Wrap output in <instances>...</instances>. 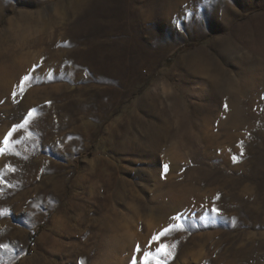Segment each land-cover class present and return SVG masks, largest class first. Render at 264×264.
<instances>
[{
    "label": "rangeland",
    "instance_id": "374dc122",
    "mask_svg": "<svg viewBox=\"0 0 264 264\" xmlns=\"http://www.w3.org/2000/svg\"><path fill=\"white\" fill-rule=\"evenodd\" d=\"M145 252L264 264V0H0V264Z\"/></svg>",
    "mask_w": 264,
    "mask_h": 264
},
{
    "label": "snow or ice",
    "instance_id": "6c2138e0",
    "mask_svg": "<svg viewBox=\"0 0 264 264\" xmlns=\"http://www.w3.org/2000/svg\"><path fill=\"white\" fill-rule=\"evenodd\" d=\"M27 80H29V77H28V76H25V77H24V81H27ZM21 83H23V81H22ZM28 116L31 117V116H32V112H29V113H28ZM27 122H28V121L25 120V123H27ZM17 127H21V126H17ZM15 130H16V128L13 129V131H15ZM8 135L11 136L12 133L10 132ZM5 143H7V140H5ZM232 159H233L234 162H236V160H237V158H236L235 156H233ZM167 168H168V166H167V165H164V169H165V171H167ZM217 199H218V197H217ZM211 212H212L213 215H219V210L215 207V202H213V207H212V209H211ZM173 219H178V218H177V217H173ZM174 227H178V226H177V225L170 226L169 228L164 229V230H163L161 233H159L158 235H153L152 240L149 242V246H151V243H152V242H158V241L160 240V237H162V236H164L165 234L169 233V232L171 231V229L174 228ZM171 247H174V245L171 246ZM167 248H168V246L161 245L160 247H158V248L156 249V252H157L158 254H160V255H164V256H167V257H171V256L173 255V253L170 252V251H168ZM136 251H137V252H140V247H139V245H137ZM152 255H153L152 253L145 252V253H144V256H143L142 264H148V260H149V258H150ZM132 264H136V257H135V256L133 257ZM157 264H164V262H162V261H157Z\"/></svg>",
    "mask_w": 264,
    "mask_h": 264
},
{
    "label": "trees",
    "instance_id": "16d2710c",
    "mask_svg": "<svg viewBox=\"0 0 264 264\" xmlns=\"http://www.w3.org/2000/svg\"><path fill=\"white\" fill-rule=\"evenodd\" d=\"M34 239H35V237L33 236V237H32V241H33Z\"/></svg>",
    "mask_w": 264,
    "mask_h": 264
},
{
    "label": "bare ground",
    "instance_id": "6f19581e",
    "mask_svg": "<svg viewBox=\"0 0 264 264\" xmlns=\"http://www.w3.org/2000/svg\"><path fill=\"white\" fill-rule=\"evenodd\" d=\"M156 143H157V141H156Z\"/></svg>",
    "mask_w": 264,
    "mask_h": 264
}]
</instances>
